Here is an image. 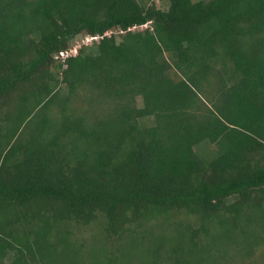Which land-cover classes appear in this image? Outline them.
<instances>
[{
    "label": "trees",
    "instance_id": "obj_1",
    "mask_svg": "<svg viewBox=\"0 0 264 264\" xmlns=\"http://www.w3.org/2000/svg\"><path fill=\"white\" fill-rule=\"evenodd\" d=\"M165 1L0 0V264L264 253V0Z\"/></svg>",
    "mask_w": 264,
    "mask_h": 264
},
{
    "label": "rangeland",
    "instance_id": "obj_2",
    "mask_svg": "<svg viewBox=\"0 0 264 264\" xmlns=\"http://www.w3.org/2000/svg\"><path fill=\"white\" fill-rule=\"evenodd\" d=\"M152 1L155 2L158 5V7H161L163 9L165 8V5L166 6L168 5L165 0H152ZM146 27L147 26H144V28H146ZM113 34L116 35L117 38L119 39L120 33L118 31H114ZM95 42H96V40L92 41L90 39V36L85 35V34H81L72 41V43H71L72 47H71V51L69 52V54L75 55L76 52L78 53L79 49L81 47H84V46H87V47H92L93 45L95 46ZM137 101H138V105L140 107H142L143 106L142 98L139 97ZM203 144L205 145V143H203ZM201 153L205 154V155L207 154V156H205V157L203 156L205 159H211L217 155V151L210 146H206V147L202 148ZM198 154H199V156L201 155L200 152ZM88 238H90V237H88ZM234 247H236V246H232V248H230V249L231 250H237ZM258 250H264V246L259 248ZM245 264H264V253L259 252L256 258H253V260H251V261L247 260V262Z\"/></svg>",
    "mask_w": 264,
    "mask_h": 264
},
{
    "label": "built area",
    "instance_id": "obj_3",
    "mask_svg": "<svg viewBox=\"0 0 264 264\" xmlns=\"http://www.w3.org/2000/svg\"><path fill=\"white\" fill-rule=\"evenodd\" d=\"M90 39H91L92 41H94V40L98 39V37H96V38H94V37H90ZM76 54H77V52H76ZM76 54H75V55H76ZM64 55H66V54H64Z\"/></svg>",
    "mask_w": 264,
    "mask_h": 264
}]
</instances>
